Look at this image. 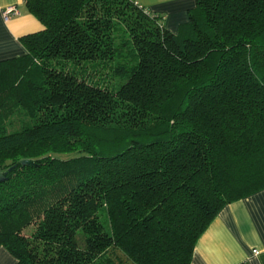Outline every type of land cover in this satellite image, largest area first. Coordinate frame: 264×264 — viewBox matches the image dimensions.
I'll return each mask as SVG.
<instances>
[{
  "label": "trees",
  "instance_id": "obj_1",
  "mask_svg": "<svg viewBox=\"0 0 264 264\" xmlns=\"http://www.w3.org/2000/svg\"><path fill=\"white\" fill-rule=\"evenodd\" d=\"M25 6L43 27L0 60V246L14 264H190L220 209L264 188V0H195L175 33L133 0ZM19 111L31 124L6 132Z\"/></svg>",
  "mask_w": 264,
  "mask_h": 264
},
{
  "label": "crops",
  "instance_id": "obj_2",
  "mask_svg": "<svg viewBox=\"0 0 264 264\" xmlns=\"http://www.w3.org/2000/svg\"><path fill=\"white\" fill-rule=\"evenodd\" d=\"M25 1L0 0V60L25 54L19 38L43 27L27 11ZM133 1L159 15L164 27L174 33L195 5V0ZM7 6L16 7L18 14L5 21L2 10ZM14 263L13 255L0 246V264ZM190 264H264V188L220 209L197 239Z\"/></svg>",
  "mask_w": 264,
  "mask_h": 264
},
{
  "label": "rangeland",
  "instance_id": "obj_3",
  "mask_svg": "<svg viewBox=\"0 0 264 264\" xmlns=\"http://www.w3.org/2000/svg\"><path fill=\"white\" fill-rule=\"evenodd\" d=\"M69 67L72 68L73 66H71V64H70ZM75 70L76 71L78 70L79 76L86 77L88 80H90L91 83L97 82L98 85H100V86H109V85H114L115 83L117 85V84L121 83V81H123L119 77H111L107 68H103V67H100V68L95 67L94 69L86 67L84 69H81V68H78V66H77L75 68ZM11 118H12L11 124L9 125V123H8L6 125V132H10V131L19 129L24 124H31V120L29 118H27L23 114L22 111L16 112ZM31 229H32L31 226L26 228L24 230V233L29 234Z\"/></svg>",
  "mask_w": 264,
  "mask_h": 264
},
{
  "label": "built area",
  "instance_id": "obj_4",
  "mask_svg": "<svg viewBox=\"0 0 264 264\" xmlns=\"http://www.w3.org/2000/svg\"><path fill=\"white\" fill-rule=\"evenodd\" d=\"M18 14V10L14 6H7L2 10V17L5 21L10 19L12 16H15ZM254 253H257V249H253Z\"/></svg>",
  "mask_w": 264,
  "mask_h": 264
},
{
  "label": "water",
  "instance_id": "obj_5",
  "mask_svg": "<svg viewBox=\"0 0 264 264\" xmlns=\"http://www.w3.org/2000/svg\"><path fill=\"white\" fill-rule=\"evenodd\" d=\"M22 164H29V163H32V161L28 160V159H23L21 161ZM4 179V173L3 172H0V181H2Z\"/></svg>",
  "mask_w": 264,
  "mask_h": 264
}]
</instances>
